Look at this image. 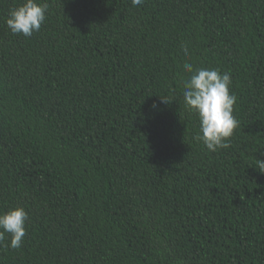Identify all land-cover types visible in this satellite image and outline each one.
Wrapping results in <instances>:
<instances>
[{"label": "trees", "instance_id": "obj_1", "mask_svg": "<svg viewBox=\"0 0 264 264\" xmlns=\"http://www.w3.org/2000/svg\"><path fill=\"white\" fill-rule=\"evenodd\" d=\"M22 2L0 0V213L28 220L0 264H264V0H38L30 37ZM185 63L230 73V147L194 139Z\"/></svg>", "mask_w": 264, "mask_h": 264}, {"label": "clouds", "instance_id": "obj_2", "mask_svg": "<svg viewBox=\"0 0 264 264\" xmlns=\"http://www.w3.org/2000/svg\"><path fill=\"white\" fill-rule=\"evenodd\" d=\"M143 0H132L133 6H139ZM47 3L38 0H23L16 8L9 11L6 25L13 34L30 37L39 31L46 19ZM185 56L189 55L187 46L182 45ZM183 99L189 111L199 119V133L195 140L202 142L212 152L230 147L228 143L238 121L233 116V108L237 97L230 92L231 75L221 73L218 69L194 68L191 63L183 65ZM161 97V96H160ZM163 103L169 100L161 97ZM153 108L156 107L154 103ZM259 168L264 169V160H260ZM28 213L23 207L9 209L0 213V241L5 234L10 237L8 247L19 249L26 235Z\"/></svg>", "mask_w": 264, "mask_h": 264}]
</instances>
